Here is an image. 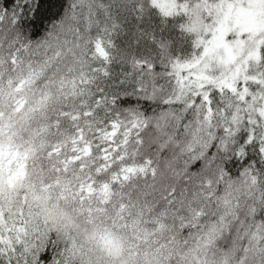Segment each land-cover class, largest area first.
I'll use <instances>...</instances> for the list:
<instances>
[{"label":"snow or ice","instance_id":"snow-or-ice-1","mask_svg":"<svg viewBox=\"0 0 264 264\" xmlns=\"http://www.w3.org/2000/svg\"><path fill=\"white\" fill-rule=\"evenodd\" d=\"M171 3L0 0V65L78 68L34 162L68 188L3 213L0 264H264V11L238 19L264 0Z\"/></svg>","mask_w":264,"mask_h":264},{"label":"trees","instance_id":"trees-1","mask_svg":"<svg viewBox=\"0 0 264 264\" xmlns=\"http://www.w3.org/2000/svg\"><path fill=\"white\" fill-rule=\"evenodd\" d=\"M258 7H260L258 12L264 11V6L258 4ZM71 39L69 37L70 41ZM6 59V55L0 53V60ZM26 63L36 69L42 66V74L37 76L34 82L26 84L24 92L27 103L19 108L15 105V88L10 81L13 80L16 83L21 79ZM73 70V66L67 71L64 70V64L57 63L51 58V54L48 59H45L40 53L35 54L31 59L25 56L23 62L17 63L14 71H10L7 64L0 65V139L17 145L27 153V177L23 184L15 190L16 192H8L12 194L11 211L15 209L18 213L25 209V205L27 206L25 210L29 211L34 197L38 203L43 202L56 210L61 203V200L57 199L58 195L68 188L69 181L62 173L57 175L50 168L40 171L38 167H34V162L44 157L52 142L57 140L64 142L70 139L66 131L56 132L54 130L53 109L58 108L59 103L65 102L59 99L61 95L59 85L60 81L68 80L69 72L73 73ZM64 91L69 95L72 94L70 85L66 86ZM66 102L70 105L72 103L70 100ZM64 147L66 153L69 155L73 153L72 143ZM73 163H69L66 167L71 170ZM85 175L87 172L80 179L83 180ZM91 195L93 199H109L111 196L110 183L98 182L97 188Z\"/></svg>","mask_w":264,"mask_h":264},{"label":"rangeland","instance_id":"rangeland-1","mask_svg":"<svg viewBox=\"0 0 264 264\" xmlns=\"http://www.w3.org/2000/svg\"><path fill=\"white\" fill-rule=\"evenodd\" d=\"M157 7L160 8L161 12L164 15H171L174 11L171 0H154ZM260 7H258V4L254 5L249 10L241 11L238 14V19L241 23L247 22L251 15L258 12ZM198 24L193 22L191 25L190 30L191 31H197L198 30ZM44 63V62H43ZM42 65V64H41ZM73 75L75 74V71L78 70L76 65H73ZM24 74L21 77V79L15 83V81L11 80L10 84L14 85L15 91L14 95L16 96L15 105L19 108L23 107L27 103L26 94L24 92V88L28 82H34V79L37 78V76H40L42 74V66H39V68L30 67L29 64H25L24 66ZM44 92V91H41ZM40 92V93H41ZM80 141H77L76 143H72V152H76L79 154H82L84 157L90 156V150L88 147H84L83 149L80 148ZM75 158L69 159V161L75 160ZM25 160L26 156L21 154L16 147L10 144H0V222L3 221V213L9 212L10 214L14 215L13 211H11V205L10 200L12 194H9L8 192L13 191L16 192L15 188L20 186V182L23 180L22 178L25 175ZM68 161V162H69ZM69 163H67L68 165ZM38 204L35 197L32 199L30 203V209L29 211L35 209Z\"/></svg>","mask_w":264,"mask_h":264}]
</instances>
